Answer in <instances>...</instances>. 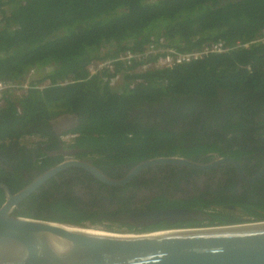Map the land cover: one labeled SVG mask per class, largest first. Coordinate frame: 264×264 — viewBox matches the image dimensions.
Segmentation results:
<instances>
[{
  "label": "trees",
  "instance_id": "obj_1",
  "mask_svg": "<svg viewBox=\"0 0 264 264\" xmlns=\"http://www.w3.org/2000/svg\"><path fill=\"white\" fill-rule=\"evenodd\" d=\"M212 42H222L231 50L168 70L137 73L144 62L118 63L114 71L89 78L93 61L118 58L127 50L144 53L156 45L189 52ZM238 43L250 46L237 47ZM32 71L39 75L35 83L50 81L52 87L31 89L21 98L6 96L0 109V151L12 145L32 150L33 145L21 140H50L51 120L76 115L78 125L71 130L76 137L68 146L81 152L78 157L95 159L98 167L133 166L156 157H191L205 151L221 153L222 144H211L198 129L174 131V118L167 129H161L131 120V114L142 107L165 109L166 100L175 106L182 101L192 113L202 105L201 112L217 121L225 133L246 135L253 125L263 127L259 114L264 112V0H0V82L24 81ZM117 77L120 82L113 86ZM223 107L226 112L220 111ZM39 156L47 158L44 153ZM42 161V166L35 165L44 171L58 162ZM31 166L25 161L15 170ZM22 176L0 166V183L7 184L13 194L29 184ZM263 191L256 187L250 195L237 197L216 190L189 200L163 194L148 208H197L208 211L211 220L162 222L140 230L96 219L98 213L71 194L47 196L49 192L41 188L24 204L37 211L35 218L45 221L143 233L264 222ZM4 202L0 189V207ZM24 210L14 215L30 216Z\"/></svg>",
  "mask_w": 264,
  "mask_h": 264
},
{
  "label": "flooded vegetation",
  "instance_id": "obj_2",
  "mask_svg": "<svg viewBox=\"0 0 264 264\" xmlns=\"http://www.w3.org/2000/svg\"><path fill=\"white\" fill-rule=\"evenodd\" d=\"M251 103L255 105L252 101ZM176 105L172 101L166 100L165 109L159 106L154 110H149L148 107H142L143 110L134 109L131 120L144 122L148 126L158 125L161 129H167L168 122L174 118L176 122L172 123L171 128L176 132L182 129H198L202 137L211 144L221 143L223 152L205 151L194 153L191 157L175 155L168 158L189 160L202 165L214 164L221 159H233L240 165L242 174L231 162L219 163L209 169L191 168L180 163H159L146 166L123 186H112L97 178L90 171L68 166L46 180L35 192L43 188L45 192H49L47 196L53 193L71 194L80 199L81 202L89 204L92 211L99 215L96 219L106 220L105 217L115 212L154 210L148 206L156 197L163 194L169 195L168 198L173 197V200H189L216 190H226V194L243 197L245 194L250 195L249 192L256 187L264 188V125H261L263 127L253 125V130H249L246 135L225 133L222 127L217 125V121H210L209 115L205 116L201 112L202 105H197L194 113L186 109L182 105V101ZM179 110L181 111L179 112ZM209 111L211 110H207L208 113H211ZM220 111L226 112V108H220ZM66 116L73 117L64 120ZM259 116L264 118V112H261ZM75 117L77 116L63 115L51 120L49 130L52 137L50 140L48 138H36L30 143L34 146L32 150L24 148V146L21 147V145H12L8 150L0 151V166L12 175L21 176L23 173V180L31 184L51 169L65 162L78 160L92 165L102 175L115 181L126 178L144 162L162 158L143 160L133 166L122 164L98 167L95 159L78 157L81 152L70 149L68 146V143L74 139L71 130L78 125V120ZM219 117L217 115L216 119ZM255 120L259 122L260 118L256 117ZM40 153L46 154L47 158L39 156ZM42 159L52 163L57 160L58 162L44 171L35 165L37 163L38 166H42ZM25 161L32 166L22 171L15 170L22 166ZM226 207H235V210H240L237 206H225L224 208ZM18 209H25L24 211L30 214V216L20 215L19 217L42 220L35 218L37 211L29 204H24V200L15 211ZM192 210L200 209L193 208Z\"/></svg>",
  "mask_w": 264,
  "mask_h": 264
},
{
  "label": "water",
  "instance_id": "obj_3",
  "mask_svg": "<svg viewBox=\"0 0 264 264\" xmlns=\"http://www.w3.org/2000/svg\"><path fill=\"white\" fill-rule=\"evenodd\" d=\"M68 117L73 116H66L64 120ZM224 162L233 163L242 174L240 165L233 159L202 165L178 158H156L137 166L126 178L114 181L92 165L74 160L51 169L16 194H12L7 184L0 183L5 193V202L0 207V264H264V222L113 234L14 215L23 200L68 166L90 171L109 185L123 186L151 164L180 163L209 169ZM105 218L140 230L162 222L206 223L211 215L202 210L168 208L131 211Z\"/></svg>",
  "mask_w": 264,
  "mask_h": 264
},
{
  "label": "built area",
  "instance_id": "obj_4",
  "mask_svg": "<svg viewBox=\"0 0 264 264\" xmlns=\"http://www.w3.org/2000/svg\"><path fill=\"white\" fill-rule=\"evenodd\" d=\"M161 44H166L165 40H161ZM250 43H238L237 47H249ZM227 45L222 42H212L206 44L195 51L179 52L175 48L169 46L167 48L157 47L151 45L149 49L144 53H135L132 50H127L124 54H121L118 58H110L103 60H95L89 66V78L102 74L104 71H114L116 64L122 63L126 66H131L137 62H144L145 64L139 66L137 73L147 71L150 69L156 70H168L177 66L189 64L203 60L206 57H211L215 54L226 53L230 51ZM157 59L154 63H148L151 59ZM38 72L32 71L24 81L21 82H0V109L4 107L6 96L12 94L16 98H21L31 89L45 90L52 87L50 81L43 83H35L34 79L38 77ZM37 82V81H36ZM120 82V77H117L113 81V86ZM64 85V84H61ZM76 135L73 134V138ZM35 139H22V144H30ZM71 142V141H70ZM69 142V143H70ZM68 143V144H69Z\"/></svg>",
  "mask_w": 264,
  "mask_h": 264
},
{
  "label": "rangeland",
  "instance_id": "obj_5",
  "mask_svg": "<svg viewBox=\"0 0 264 264\" xmlns=\"http://www.w3.org/2000/svg\"><path fill=\"white\" fill-rule=\"evenodd\" d=\"M104 224H106L105 222L101 224V226H103ZM87 229H91V230H94V231H102V232H108V233H115V234H124V233H129V232H110V231H107L105 230L103 227H93V226H90V227H87ZM99 231V232H100Z\"/></svg>",
  "mask_w": 264,
  "mask_h": 264
},
{
  "label": "bare ground",
  "instance_id": "obj_6",
  "mask_svg": "<svg viewBox=\"0 0 264 264\" xmlns=\"http://www.w3.org/2000/svg\"><path fill=\"white\" fill-rule=\"evenodd\" d=\"M84 231H94V230H91V229H83ZM95 232H98V233H102V232H99V231H95ZM108 233V232H107ZM113 234H115V233H113Z\"/></svg>",
  "mask_w": 264,
  "mask_h": 264
}]
</instances>
